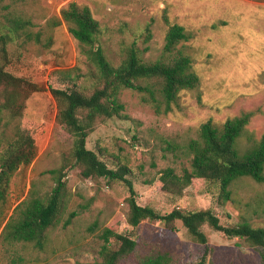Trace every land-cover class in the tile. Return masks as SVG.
Wrapping results in <instances>:
<instances>
[{"label": "rangeland", "instance_id": "obj_1", "mask_svg": "<svg viewBox=\"0 0 264 264\" xmlns=\"http://www.w3.org/2000/svg\"><path fill=\"white\" fill-rule=\"evenodd\" d=\"M71 2L90 9L101 28L100 45L113 64L131 44L141 50L148 47L142 51L144 58L156 59L168 26H183L193 34L184 50L199 79L195 90L179 94L178 105L167 114H156L140 94L123 91L119 99L126 117L100 121L86 140L87 149L103 154L109 166L114 161L127 166L140 206L160 214L211 209L223 226L241 221L264 225V183L240 180L224 206L216 203L203 181H193L180 197L162 192L158 183L164 168H175L177 173L182 167L189 169L187 160L168 147L194 138L195 130L208 120L222 124L251 112L247 131L256 139L264 134V0H26L14 7L15 14L31 22L29 31L39 40H17L11 45L5 70L37 86L25 102L22 119L40 127L26 122L36 136V154L29 165L13 173L7 204L0 207V264H12L18 256L23 258L18 264L99 260L103 242L98 235L105 227L134 240L136 253L170 251L173 264H258L256 253L243 240L224 239L207 226L202 227L206 246L193 242L179 222L173 232L147 220L132 228L126 220L124 184L83 179L77 167L64 178L63 212L45 250L3 246L1 233L13 209L32 191L39 195L51 191L55 184L48 171L57 168L71 148V137L56 122V102L50 94V88L65 87L58 72L77 68L81 86L91 87L89 67L60 17L61 9ZM147 27L151 39L144 44ZM72 213L76 215L64 227Z\"/></svg>", "mask_w": 264, "mask_h": 264}, {"label": "trees", "instance_id": "obj_2", "mask_svg": "<svg viewBox=\"0 0 264 264\" xmlns=\"http://www.w3.org/2000/svg\"><path fill=\"white\" fill-rule=\"evenodd\" d=\"M26 0H0V207L7 204L9 180L19 167L29 165L36 154V136L22 119L25 102L38 91L35 84L14 76L5 70L8 48L17 40L38 41L39 36L29 31L31 22L15 14V6ZM61 20L68 33L80 47L89 67L90 89L80 84L77 68L59 71L65 84L63 88H50L56 102V122L71 137V148L62 155L60 165L49 170L55 186L49 193L31 192L20 202L7 219L1 242L6 248L33 246L39 252L49 243L50 231L57 227L66 197L64 178L74 168H79L83 179L123 183L128 197L127 224L137 227L142 221L161 223L169 232L175 223H181L189 238L200 245H207L203 226L219 232L224 239L243 240L257 255L258 264H264V225L253 226L241 221L223 226L211 209L192 211L172 210L160 214L149 206L136 202V193L127 166L115 162L110 166L103 154L87 149L86 140L100 121L124 119V104L119 97L123 91L141 95L144 104L156 114H167L177 106L181 92L193 91L199 79L192 69V59L185 52L184 43L193 38L190 31L178 24L168 26L160 55L154 60L144 58L142 51L131 44L122 50L117 64L111 63L100 45L101 28L90 9L74 2L60 11ZM151 39L146 28L143 43ZM253 114L242 112L238 116L214 124L208 120L195 130V137L182 145H169L168 151L179 152L187 160L189 169L167 167L160 171L158 183L162 192L174 197L182 196L193 181H203L216 203L224 206L234 194V186L247 178L256 184L264 183V134L256 139L246 127ZM29 123V122H27ZM37 125L40 124L29 123ZM65 221L68 225L75 216ZM98 237L102 245L99 260L72 264H120L132 258L135 264H173L171 252L157 250L136 253V242L113 228H103ZM18 256L12 264L22 263Z\"/></svg>", "mask_w": 264, "mask_h": 264}]
</instances>
